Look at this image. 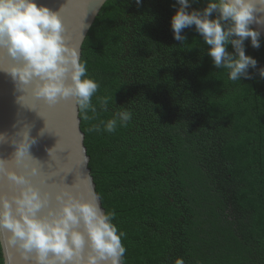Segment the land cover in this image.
<instances>
[{
	"label": "trees",
	"instance_id": "trees-1",
	"mask_svg": "<svg viewBox=\"0 0 264 264\" xmlns=\"http://www.w3.org/2000/svg\"><path fill=\"white\" fill-rule=\"evenodd\" d=\"M178 7L106 0L82 42L99 85L97 112L86 120L79 111L96 192L125 233L124 264H264V40L258 49L244 41L257 60L253 79L231 81L194 25L182 30L184 44L173 38ZM122 110L127 125L105 131L100 122Z\"/></svg>",
	"mask_w": 264,
	"mask_h": 264
},
{
	"label": "clouds",
	"instance_id": "clouds-1",
	"mask_svg": "<svg viewBox=\"0 0 264 264\" xmlns=\"http://www.w3.org/2000/svg\"><path fill=\"white\" fill-rule=\"evenodd\" d=\"M141 2L136 0L138 5ZM196 2L176 0L179 7L171 18L173 38L184 44L187 37L181 35L182 30L194 25L209 46L207 55L215 68L228 70L231 81L253 79L248 69H256L257 60L245 54L244 41L250 38L253 48L260 47L261 33L250 25L264 26V0H207L203 10L189 12L191 3ZM214 12L216 17L210 19ZM63 32L59 14L38 7L35 0H0V72L9 75L18 89L33 84L32 94L49 105L71 98L87 120L89 110L97 112L92 97L99 85L87 76L79 47L69 46ZM229 44L234 52L227 51ZM5 59L11 66H3ZM258 72L264 78V67ZM98 100L100 110L107 111L108 98ZM131 118L129 111H117L100 125L111 133L118 123L126 126ZM100 125L89 130L99 132ZM4 142L6 134L0 133V143ZM12 143L19 160L26 153L31 156L29 148L36 140L27 132ZM5 164L6 160L0 159V175L11 181L15 190L11 196L0 193V247L14 250L25 264H124L126 248L121 238L125 233L113 223L114 211L79 200L70 191L55 196L59 207L53 209L48 192L41 194L24 175ZM31 173L35 175L37 169L33 167ZM5 264H13L11 252ZM174 264L185 262L177 258Z\"/></svg>",
	"mask_w": 264,
	"mask_h": 264
},
{
	"label": "water",
	"instance_id": "water-1",
	"mask_svg": "<svg viewBox=\"0 0 264 264\" xmlns=\"http://www.w3.org/2000/svg\"><path fill=\"white\" fill-rule=\"evenodd\" d=\"M105 1L35 0L38 7L43 5L59 14L65 42L69 46H78L80 55L82 42ZM250 27L260 31L264 40V26L252 24ZM11 63L5 59L3 66L9 67ZM21 87L23 90L15 86L9 75L0 72V133L6 134V142L0 143V159L6 160L5 167L24 175L41 194L48 192L49 206L53 209L59 207L55 196L63 191H70L79 200L99 203L103 208L88 166L79 111L72 99H61L49 105L32 94L33 84ZM27 132L36 140L29 148L32 157L26 153L17 160L12 141L22 139ZM33 167L37 169L35 175L31 173ZM14 190L12 182L0 175V193L11 196ZM6 235L3 238L5 245ZM1 252L3 264L9 252L13 264H25L14 250L5 246L1 247Z\"/></svg>",
	"mask_w": 264,
	"mask_h": 264
}]
</instances>
